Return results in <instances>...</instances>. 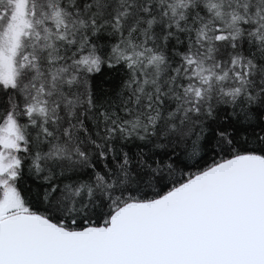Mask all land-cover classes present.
Returning a JSON list of instances; mask_svg holds the SVG:
<instances>
[{
	"label": "snow or ice",
	"instance_id": "1",
	"mask_svg": "<svg viewBox=\"0 0 264 264\" xmlns=\"http://www.w3.org/2000/svg\"><path fill=\"white\" fill-rule=\"evenodd\" d=\"M0 264H264V0H0Z\"/></svg>",
	"mask_w": 264,
	"mask_h": 264
}]
</instances>
